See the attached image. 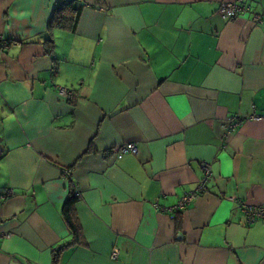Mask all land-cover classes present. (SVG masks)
Masks as SVG:
<instances>
[{
	"label": "crops",
	"instance_id": "obj_1",
	"mask_svg": "<svg viewBox=\"0 0 264 264\" xmlns=\"http://www.w3.org/2000/svg\"><path fill=\"white\" fill-rule=\"evenodd\" d=\"M80 1L69 31L48 28L59 0H0V264H51L68 181L84 243L59 264H264L239 206L264 204V0ZM202 161L205 191L167 211Z\"/></svg>",
	"mask_w": 264,
	"mask_h": 264
},
{
	"label": "built area",
	"instance_id": "obj_2",
	"mask_svg": "<svg viewBox=\"0 0 264 264\" xmlns=\"http://www.w3.org/2000/svg\"><path fill=\"white\" fill-rule=\"evenodd\" d=\"M246 9L247 6L245 5L243 0H236L232 2H221L219 7V12L223 17L234 19L240 13L244 12ZM253 17L256 21L261 20V16L258 14H255ZM60 91L62 94L66 95L69 92V89L66 87H60ZM244 119L258 120L261 119V116L257 114H251L245 118L240 115H231L225 117L220 123L223 136L225 137L231 134ZM111 150H112V156L118 157L124 152L136 153L137 146L134 143L127 142V143H123L122 145L113 147ZM200 164L202 169V177L198 180L195 189L184 193L173 206L167 208V211L172 212L175 210L186 209L194 201V199L197 197L199 193L205 191L206 182L211 176V165L210 162H204V161H202ZM70 172L71 170L69 168L63 169V173L65 175H70ZM73 189H74V194L76 196H79L78 190L75 187H73ZM9 194H11V190L5 189L3 195L8 196ZM239 206L241 212L245 216V220L247 223H252L257 219H264V204L252 205L241 200L239 201ZM117 253H118L117 251H114L113 255L115 256L117 255Z\"/></svg>",
	"mask_w": 264,
	"mask_h": 264
},
{
	"label": "trees",
	"instance_id": "obj_3",
	"mask_svg": "<svg viewBox=\"0 0 264 264\" xmlns=\"http://www.w3.org/2000/svg\"><path fill=\"white\" fill-rule=\"evenodd\" d=\"M82 3L80 0H59L48 21L49 29H62L72 31L77 23ZM49 53H53L54 41L49 35L44 41ZM70 169V168H69ZM78 196L74 194L72 183H67V194L61 206V216L69 230L66 241L52 249L51 264H59L60 256L65 249L84 243L83 232L75 212V203Z\"/></svg>",
	"mask_w": 264,
	"mask_h": 264
}]
</instances>
